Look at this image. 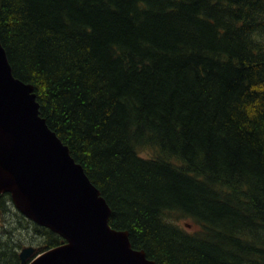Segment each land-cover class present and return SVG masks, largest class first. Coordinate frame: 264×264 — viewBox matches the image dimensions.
<instances>
[{"label": "trees", "instance_id": "trees-1", "mask_svg": "<svg viewBox=\"0 0 264 264\" xmlns=\"http://www.w3.org/2000/svg\"><path fill=\"white\" fill-rule=\"evenodd\" d=\"M0 42L133 249L264 264V0H0ZM7 214L0 264H21L33 223L3 194Z\"/></svg>", "mask_w": 264, "mask_h": 264}, {"label": "water", "instance_id": "water-1", "mask_svg": "<svg viewBox=\"0 0 264 264\" xmlns=\"http://www.w3.org/2000/svg\"><path fill=\"white\" fill-rule=\"evenodd\" d=\"M62 240L21 264H155L109 226L111 210L69 149L39 114L33 86L16 79L0 42V195Z\"/></svg>", "mask_w": 264, "mask_h": 264}, {"label": "rangeland", "instance_id": "rangeland-1", "mask_svg": "<svg viewBox=\"0 0 264 264\" xmlns=\"http://www.w3.org/2000/svg\"><path fill=\"white\" fill-rule=\"evenodd\" d=\"M5 207L7 209L10 208L8 202L5 203ZM14 221H16L15 218L13 216H11L10 214L4 215V217L2 216V218L0 220V236L4 232L8 231L9 226L11 225L12 222L14 223ZM28 221H30V220H28ZM176 221H178L177 223L181 227H184V228L188 222V220H186V219L185 220H176ZM33 224H27V225L24 224V226H23L24 229L22 230L21 234H19V236L17 238H15L14 236L12 237L13 240H15L19 244L18 251H20L23 247H27V246H32L35 248H37L38 246H44L43 240H44L45 235H43V233L36 232ZM189 230L194 231L195 229L190 228ZM39 253H41V252L38 251L36 253V255Z\"/></svg>", "mask_w": 264, "mask_h": 264}]
</instances>
